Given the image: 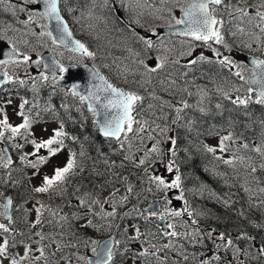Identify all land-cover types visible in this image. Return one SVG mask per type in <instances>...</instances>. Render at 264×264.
I'll return each instance as SVG.
<instances>
[{"label": "rangeland", "instance_id": "1", "mask_svg": "<svg viewBox=\"0 0 264 264\" xmlns=\"http://www.w3.org/2000/svg\"><path fill=\"white\" fill-rule=\"evenodd\" d=\"M77 1L79 0H67L66 3H62V11L71 27H73L74 35L86 44L89 51L95 53L94 57L78 55L57 44L54 45L47 36L42 39L30 37L31 46L36 50L34 52L29 50L28 54L33 61L39 60L38 65L30 61L27 65L8 64L7 66H0V70L2 68L9 71L8 73L13 76L11 83H14L12 88H8L0 95V107L3 108V111H0V120H3L4 115L7 114L8 123L12 126L23 123L24 116L35 121L30 128L34 135H25L22 129L21 133L13 136L10 130L0 125V131L4 133L3 138H0V192L4 193L5 196L13 197L12 192L17 188L18 196L21 195L24 198L22 201L12 199V223H9L4 216L0 215V223H5L11 229L8 233H3L0 230V243H3L5 238L9 241L8 251L5 255L0 256V260H3V264H10L13 258L19 260L24 255L25 246L27 245L31 251L28 258L23 260L21 264H86V261L79 259L81 256H92L90 246L85 247L86 242L91 239L114 238V235L118 234L117 239L114 238V240H120L122 246H116L115 264H201L203 260H208L209 264H228L229 261H231V264H264V256H260L258 252L259 247L264 245V233L259 239L249 240L250 246L248 242H245L248 241L246 239L235 241L240 235V233H235L230 236L234 241L233 247L221 248L219 251L216 250L213 243V240H215V243H221L216 239L219 233L213 232V238H207L205 234L212 230L205 227L204 213H201L200 210L209 207V204L214 201L223 202L210 190L203 189L201 186L196 188L184 186L186 178L184 180L180 178L179 188L162 190L149 179L150 176H162L170 183L176 175L180 176L179 166L181 167L182 162L178 153L177 129L179 124L185 120L182 112L190 110L189 113H191V110L200 109L196 107L197 103L194 102L196 96L214 93V96L218 95L227 99L223 95L224 92H227L233 100L239 96L242 99L251 97L250 101L253 99L256 101L254 94L247 92L248 80L253 76V72L247 66V56H244V53L253 54L259 53L260 50L264 51V36H260L259 42L255 38H250L245 34L249 31L246 22L234 20L231 22L232 30L237 31L236 26L239 25L245 29V33L237 31L236 36L226 33L225 39L231 46V51L210 41L211 46L218 48L221 52V56L217 57L211 48L205 46L201 41L160 34V31L165 27L178 25L176 20L180 19L181 10L193 0H163V2L162 0H124L123 6L121 0H108L107 6L104 5L103 0H92L89 4L83 2L80 8L77 6ZM227 2L231 4L238 3L241 7L245 6L244 0H227ZM248 2L252 3L253 0H248ZM256 2L258 3L259 0H256ZM34 7L36 6L26 4L25 0H4L3 3H0V12L2 13L0 17V36L19 40L21 32L26 31L29 27L39 32L41 30L39 24L43 23L49 28V22L46 19L27 26L22 24V21L27 19L28 11ZM212 7L216 8L217 13L226 20L229 19L228 11L225 10L223 5H213ZM21 8L25 10L21 11ZM68 8L73 9V11L68 12ZM169 9L170 11H168ZM136 21H139V23H136ZM139 29L152 30L154 34L161 36V40H153V47L148 49L140 39L143 36L139 35ZM45 43L47 46H45ZM246 44H250L251 47H245ZM3 46L6 45L3 41H0V48ZM20 49L23 52L26 46L21 44ZM190 49L192 50L191 56L186 54ZM47 52L51 53L65 66L71 63H90L99 71L103 69L107 78L114 81L116 85L142 98L135 106L136 117L134 120L139 123H134L133 128L143 126L144 131L124 134L120 139L123 147L120 144V149L116 150L112 156V158H115L119 155L118 160L110 159L109 163L108 160H105L111 168L108 170L99 165V168L95 171V173L101 174V178L99 177L100 180L102 179L101 184L104 180L103 184L110 185L111 189V192L100 200L103 204V208L97 212L100 215H84V212H88L87 207H81L77 200V197L83 196V192H78L76 175L70 178V182L75 186L67 194L33 192L32 189L40 185L42 176L45 173L52 174V164L41 165L40 176H33L35 169L29 166L28 161L35 160V157L28 155L26 160L21 161L20 159L25 153L34 151L33 145L26 141L47 139L53 134L54 129L61 128L58 119L53 118L50 119L53 121L46 122L47 120L44 118L46 112L41 107L40 101L43 90L36 87L37 82H47L39 79L41 73L40 57ZM182 53L185 54L181 55ZM201 53L208 57L215 66L216 61L222 59L224 55L231 56L235 62L246 65L243 70L244 80L234 75L238 71L236 67L226 66V69L222 68L225 74H222L218 68L215 69V72L210 73L213 75L214 82L206 84L208 78H203L204 86H213L214 90L198 93L195 85L188 90V77L191 82L189 84H192L191 73L195 67V65L189 64V61L196 59ZM158 58L164 60L163 67L156 72L147 73L144 65L155 67L156 63L159 62ZM141 60L144 61V64H140ZM206 70L209 73V68ZM216 71H219V75ZM33 78H36L35 87L33 86ZM20 80L25 81V83L20 84ZM172 81H175V83L173 84ZM34 88L38 89L39 95L34 93ZM62 94L65 98L62 104L67 106L68 111H70L71 106L79 115H84L83 110L87 111V109L80 98L72 96L66 88L63 89ZM209 94L206 95L209 96ZM9 100H11V104L7 103ZM24 101H27V103L21 109L20 105ZM181 101L187 102L190 107L183 108ZM29 102H32V105ZM176 107L182 108L179 118H177V112L175 111ZM37 111L39 112L38 116L35 115ZM21 112H23V115L19 114ZM145 121H147V124H145ZM164 128L167 130L161 132V129ZM42 129H47V131L44 132ZM225 135V133L219 131L212 136L205 135L206 137H202V143L216 147L215 153L217 155L221 154L223 160H230L232 156H230V153H226V149L229 148L231 140L226 141L224 151H221L219 147V138ZM149 136L152 138H149ZM188 136L190 138V135ZM169 137L176 139V145L170 144ZM21 145L22 147H19ZM154 145L164 155L158 158V154L153 152L147 158L145 165L137 167L136 164L139 158H143L145 153ZM4 146L13 157L11 165L7 168L3 167L5 160ZM56 146L53 145V147ZM257 146L264 150V136L255 143V148ZM170 147H174L176 150L174 157L168 152ZM234 148H236L237 154L234 153L233 156H235V159L237 157L239 161L244 162V165L228 164L227 174L236 173L233 178L235 183L233 182L232 185L230 182L229 186L236 189L233 191L244 198L246 205V207H243L244 209H240L235 214L239 219H243L246 214H251V211L254 214L258 213L257 215L261 218L260 223L254 224V227L263 229L264 204L261 201L264 200V193L259 192V189L263 188V180L256 175H252L251 171L250 174L244 170L247 168L263 170L264 168L260 166L264 164V156L256 152L258 159H247L241 156L240 146L236 147L233 144ZM71 153L73 152L69 148L64 147L53 162L62 166ZM38 155H47V149H41ZM125 157L130 158L125 159ZM169 159L175 161V167L172 171L174 178L172 172L165 175L162 172ZM156 165L160 167V171L155 174L152 168ZM80 168L81 166L78 170ZM145 168H148L147 172H145ZM11 176L13 177L11 178ZM23 177L26 178V181ZM23 185H27L28 189L21 190ZM68 186L69 183L62 185L64 188ZM129 187L132 188L131 192L128 191ZM7 188H10V191ZM122 189H126V200L120 197ZM229 193L231 194V192ZM181 195L183 199H178L177 197ZM1 199L4 198L0 197ZM41 203L45 205V208L42 210L41 222L36 224V208ZM156 203H160L163 208L167 209V225H173L171 232L175 231L176 236H169L161 231H153L155 225L149 222L148 215L139 214L137 211L138 207L147 208L146 205ZM113 204H115L116 215L114 217H104V212L113 210ZM195 204L197 206H194ZM2 205L3 203L0 201V212H3ZM227 205L228 203L223 202L221 206H225V209L230 211ZM190 207L193 208L190 209ZM79 209L82 210L83 214L76 217L74 215L75 210L78 211ZM173 211H181L182 214L174 216L172 215ZM53 212L56 213L55 216L52 215ZM189 212L192 214L189 215ZM125 213H128V215H125ZM61 217H66V219H61ZM87 220H91L94 225L102 227L98 231L95 227L85 226ZM109 225H111L110 228ZM133 225L139 226L142 235L137 240H128L127 237L135 234ZM125 229H127V233H125ZM197 229L200 230L199 233H197ZM37 233L43 235L44 239H41V235H37ZM201 239L203 242H198ZM180 240H184V242H178ZM235 242H240V245ZM165 245L170 246L165 247ZM40 248H44V255L37 261L34 257L40 255ZM234 248H239L241 251L236 253ZM144 250H147V255H141ZM214 255H219L220 259H214Z\"/></svg>", "mask_w": 264, "mask_h": 264}, {"label": "snow or ice", "instance_id": "2", "mask_svg": "<svg viewBox=\"0 0 264 264\" xmlns=\"http://www.w3.org/2000/svg\"><path fill=\"white\" fill-rule=\"evenodd\" d=\"M4 0H0V3H3ZM67 0H25V3L28 5H35L33 9L28 11L27 19L22 21V24L27 26L34 22H39L42 20H48V21H55V32L56 35L53 34V30L49 29L46 24L40 23V31L36 32L32 28H27L26 31L21 32L19 40H13L6 36H0V41H3L4 44L9 48L7 53H5L3 48H0V66H7L8 64H25L27 65L30 61L33 64H39V60L33 61L31 56L28 54L30 51H35L36 49L31 46L30 43V37H37L38 39H42L43 37L47 36L52 44H64L67 46L69 43L72 45V51L80 52L82 55H86L89 57H94L95 53L89 51L88 47L81 42L78 39L72 38V32L68 26L67 21L64 19V16L61 15V7L60 5L62 3H66ZM104 5L107 6L108 0H103ZM163 2V0H162ZM124 0H121V4L123 6ZM42 4L43 8L39 7V5ZM244 7L239 6V4H231L228 3L227 0H193V2L187 7L182 9L183 18L176 20L177 24H187V28L184 35L191 36L196 41H201L204 43L205 46L211 48V50L215 53L217 57L221 56V52L218 48H213L211 44L209 43L214 42L217 45H222L225 49H228L231 51V46L227 43L225 39L226 33H230L232 36H236L237 31L240 33H245V29L243 27H240L237 25V31H233L231 27V22L234 20H239L241 22H246V24L249 26V31L245 34H247L250 38H255L258 42L260 40V36H264V0H259L257 3L256 0H253L252 3H249L248 0H244ZM221 6L223 5L225 10L228 11L229 19H225L222 15L217 13L216 8L210 7V6ZM21 11H24V8L20 9ZM68 12L73 11V9L68 8ZM170 11V9L168 10ZM235 13L236 15H234ZM136 23H139V21H136ZM258 30V33H257ZM140 39L145 44L146 48L151 49L153 47V40L151 38L145 39L144 37H140ZM23 44L26 46L25 51L21 52L20 45ZM45 46L47 44L45 43ZM245 47H251L250 44H246ZM185 53H182L181 55H184ZM187 55H192V50L190 49L187 53ZM7 56V59H4V56ZM159 62L156 63L155 67H148L145 66V70L147 73H153L156 72L158 69L163 67L164 60L162 58H158ZM198 61H207L211 63L212 61L209 60L208 57H206L203 53L199 55L196 59H192L189 61V64L195 65ZM221 66H232L236 67L238 71L234 73L237 77H239L241 80H244L243 70L246 68V65L239 64L235 62L231 56L224 55L222 59H219L216 61ZM55 66L58 67V70L61 74L66 73L69 71V68L66 67L64 64L60 63V61L54 62ZM140 64H144V61L141 60ZM252 64L255 66V69L253 70V76L248 81L250 85H255L257 87L249 86L247 88V92L249 93H255L256 95V102L259 104H264V60H257L253 59ZM44 67H49L48 65H44ZM186 75V73H185ZM3 78L4 80L11 81L13 80V76L9 75L8 71L5 70L3 72ZM57 76L55 71L53 72V81L55 82L57 80ZM35 79L34 81V87H35ZM39 79L46 81L48 79V76L41 72L39 74ZM59 79H64V76H59ZM100 79L103 81V91L109 92L115 99L108 100L107 104L104 105L105 108L108 107H114L121 109L120 115L117 117H114L112 120H108L104 123V125L101 128V131L103 132V135L106 137H115L116 139H120L121 133H124L127 135V133H139L144 131V127L140 126L138 128H133L134 123H139L138 121L134 120V117L131 115V113L134 110L135 103L137 101H140L142 98L136 95L135 93L131 92H124L120 88L112 85L111 83H108L107 80L104 77H100ZM3 80H0V83H2ZM20 84H24L25 81L20 80ZM174 84L175 81H172ZM79 88V84L73 83L71 85V88L69 91L73 95H79V93L76 91ZM219 91V89H218ZM190 94V93H189ZM206 95V93H205ZM223 95L231 99V97L228 95L227 92H224ZM80 99L83 101L85 99H95L97 101L101 100L100 95L97 93H89L88 97L80 96ZM251 97L247 98H240L239 96L236 97L235 100L232 101V103L237 105H247L250 101ZM8 104H11V100L7 101ZM27 101H24L21 103L20 108L23 109L24 104H26ZM181 104L183 105V108L190 107L187 102L181 101ZM216 107L219 109L221 107L220 104H217ZM89 109L93 110L92 105H89ZM201 111H204L203 108L200 109ZM0 111H3V108L0 107ZM175 111L177 112V118H179V113L182 111L181 107H176ZM20 115H23V112L19 113ZM93 114L95 115V111L93 110ZM35 123L34 120L30 119L27 116H24L23 123L12 126L8 123V116L7 114L4 115V119L0 120V125H2L5 129H8L12 132L13 136L21 133V130H24L25 135H34L30 131L31 125ZM145 124H147V121H145ZM167 129H161V132H165ZM42 131L46 132L47 129H42ZM232 133H229L227 136H222L219 138V147L221 151H224L226 149L225 142L232 139ZM4 133L3 131H0V138H3ZM66 136V133L63 131L62 126L59 129H54L53 134L48 137L47 139H40L37 141L36 139H32L30 141H26L28 143H31L33 145L34 151L31 153H25L20 157L21 161H24L27 159L28 155H32L35 157V160H29L28 164L31 168L35 169L33 172V176H40V166L41 165H48L52 164V174L49 175L45 173L42 176V182L39 186H36L32 189L33 192L36 193H50V192H56L59 195H63L64 192H66V189L62 187V185L69 182L70 178L72 176L76 175V168H77V161H76V154L71 153L69 157L66 160V163H64L62 166H60L57 163H54V158L58 156V154L63 150L64 148V137ZM149 138H152L149 136ZM75 139V137H73ZM169 141L171 145H176L177 141L175 138L169 137ZM159 144V141L157 142ZM53 145H57L56 147H53ZM19 147H22L19 146ZM121 147H123V144H121ZM244 148H247L248 145L244 144ZM41 149H47V155H38ZM205 149L208 152L215 153L216 147L205 145ZM257 153H260L261 156H264V150L260 146H257L254 149ZM157 153L158 158L162 157L164 153H162L156 145H154L148 152L145 153L143 158H139L138 163L136 164L137 167L145 165L147 162V158L151 153ZM168 152L171 153V156L176 155V150L174 147H170L168 149ZM81 156L84 155L83 152L80 153ZM130 157H125V159H129ZM224 163L226 164H232L233 160H225ZM11 164V158H6L4 160L3 167L7 168ZM150 166V165H149ZM175 167V161L172 159H169L166 164L165 168L168 172H172L173 168ZM261 168H264V164H261ZM84 169L81 168L80 171L82 172ZM145 172L148 171V168L144 169ZM178 171V169H177ZM256 169L252 168V172H255ZM150 181L156 183L157 187L162 190H167L171 188H179L180 187V176L176 175L175 179H173L170 183L167 182L162 176H150ZM246 191L248 189H245ZM128 191L131 192L132 188L129 187ZM260 193H264V188L259 189ZM0 197H3L6 201L2 207L3 212H0V215L4 216L5 219L9 221V223H12V216L9 213V208L11 207L13 200L10 196H5L4 193L0 192ZM178 199H183V196L177 197ZM122 199L126 200L127 197H123ZM77 200L79 202V205L81 207H87L89 210H91L92 205L100 204L101 208H103V204L98 199H94L89 203L88 200L84 199L83 197H77ZM107 203V201H105ZM227 203V202H225ZM262 204H264V200L261 201ZM45 208V205L43 203L40 204L39 207L36 208V224H39L41 222L42 217V210ZM167 211V210H166ZM88 213H85L84 215H87ZM94 215H100V213H93ZM182 213L181 211H173L172 215L174 216H180ZM192 213L189 212V215ZM53 216L56 215L55 212L52 213ZM116 215V208L115 204H113V210L111 212H104V217H114ZM125 215H128V213H125ZM152 216H156L157 213H150ZM243 215V213H241ZM61 219H66V217H61ZM147 219V217H145ZM195 223V221H193ZM85 226H91L95 227L98 231L102 226L94 225L91 220L86 221ZM109 228L111 225L108 226ZM134 228V236L127 237L128 240H137L141 237L142 233L140 232L139 226L133 225ZM169 228H173L172 224L168 225ZM0 230H2L3 233H8L11 231L10 227L6 225L5 223H0ZM197 233L200 232L199 229L196 230ZM208 231L205 235L207 238L212 239L213 238V232ZM125 233H127V229H125ZM37 235H41L40 233H37ZM169 236H176L177 233L175 231L167 233ZM41 239H44L43 235H41ZM217 240L221 241V243H215V240H213V243L215 244V248L217 251H219L221 248L228 249L230 247H233V240L230 236L227 235L225 232L219 233V235L216 237ZM237 239H248L252 240L253 237L248 236L246 233L241 232L240 235L237 237ZM198 242H203L202 239ZM92 253V256L90 257H79L80 260L86 261V264H115V257L117 255L116 246H122V242L120 240H112L111 237L103 240L98 239H91L90 241L85 243V247H89ZM170 245H165V247H169ZM9 247V241L7 238L3 240V243H0V256H3L7 253ZM155 247V246H153ZM30 247L25 246L24 255L21 256L18 259L13 258L10 261V264H21L23 260L28 258L30 254ZM127 251V249H125ZM241 249L234 248V252L239 253ZM40 255L34 257L35 260L39 261L43 255H44V248L39 249ZM258 252L260 256H264V245L259 247ZM147 250H144V252L141 253V255H147ZM214 259L219 260V255H214ZM0 264H3V260H0ZM201 264H209L208 260L201 261ZM228 264H231V261L228 262Z\"/></svg>", "mask_w": 264, "mask_h": 264}, {"label": "trees", "instance_id": "3", "mask_svg": "<svg viewBox=\"0 0 264 264\" xmlns=\"http://www.w3.org/2000/svg\"><path fill=\"white\" fill-rule=\"evenodd\" d=\"M83 2L85 0L77 1L78 8L81 7ZM120 31L124 32L121 29ZM100 70L104 73L102 69ZM37 83L36 87L43 90L40 101L41 107L46 112V116L44 117L47 120L46 122L53 121L50 120L53 118L58 119L63 131L66 133L63 141L64 147L69 148L76 154L78 165L76 168V186H78V192H83L82 197L88 200L89 203L94 199L100 201L111 192V189L110 185L103 184L104 180L101 184L102 179H99V177L101 178V174H97L95 171L99 168V165L108 170L111 168L105 160H108V163L110 159L118 160L119 155L115 156V158H112V156L116 150L120 149L121 140L102 137L99 134L95 118L91 113L89 114L83 110L84 115H79L71 106V112L68 111L67 106L62 104L65 101L62 92L56 89L53 83L43 81ZM37 88H34V93L39 95L40 92ZM253 94L256 98L255 93ZM232 101L233 99L227 98L218 102L217 104L221 105L219 109L216 107L217 104L214 107L208 108L209 110L205 106L207 111L198 113L195 119L185 118L179 124L177 132L180 158H178L182 162L181 167L179 166V173L182 180L186 178L185 184H183L184 186L191 188L201 186L203 189L207 188L206 190H210L224 203H228L227 206L230 208V211H227L225 206H221L223 202L215 201L210 203L209 207L200 210L201 213H204L203 220L205 221V227L207 229H214V232L217 233L225 232L228 236L244 232L248 236L253 237V239H259L264 233V228L258 229L254 227V224L260 223L259 220L261 218L257 215L258 213L254 214L251 211V214H246L243 219H239L235 214L243 207H246L244 198L237 195L233 191L236 189L229 186L230 182L233 185V178L236 173L233 172L228 175V164L224 163L225 160L222 159L221 154L217 155L216 153L206 151L205 145L202 143V137L212 136L218 131L226 132L228 135L232 133V139H230L231 144L226 149V153H230V156H232L230 160H233V164L237 166L244 165V162L239 161L237 157L235 159V156H233L236 153V148L233 149V144L236 147L240 146L241 156L244 158L258 159L254 149L255 143L264 136V104L257 103L255 99L251 100L246 106L234 104ZM29 104L32 105V102H29ZM35 113L38 116L39 112L37 111ZM188 135H190V138ZM244 144H247L248 147L244 148ZM81 152L84 153L83 156L80 155ZM93 164H95L94 167ZM79 166L84 169L82 172L80 171L81 168L78 170ZM92 167L93 170L91 169ZM244 171L251 174L252 168H247ZM252 175H256L263 180L262 186L264 188V169L260 170L258 168L255 173L252 172ZM23 179L26 181V178L23 177ZM68 183L69 186L65 188L66 192H64L66 194L75 186L70 180ZM7 189L10 191V188ZM27 189V185L21 187L23 191ZM106 190H108L107 193ZM17 191V188L14 189L12 192L14 198L12 196L10 197L16 201H22L24 198L20 194L18 196ZM232 197H234L233 200ZM194 206L197 205L195 204ZM192 208L190 207V209ZM86 210L91 215L93 214L91 212H99L101 207L100 204H96L92 205L91 210L88 208ZM235 241H239V239ZM245 242L249 244V240ZM235 243L240 245V242Z\"/></svg>", "mask_w": 264, "mask_h": 264}, {"label": "water", "instance_id": "4", "mask_svg": "<svg viewBox=\"0 0 264 264\" xmlns=\"http://www.w3.org/2000/svg\"><path fill=\"white\" fill-rule=\"evenodd\" d=\"M190 4H188L187 7ZM39 7L42 10L43 5L40 4ZM60 7H61V5H60ZM61 15H63L62 11H61ZM182 18H183V13L181 12L180 19H182ZM64 19L67 21L68 26L72 32V29L69 25V22L65 16H64ZM48 22H49V29L53 30V34L56 35V32L54 30L55 29V21H48ZM186 28H187V24L185 23V24H181L179 26L167 27V28L162 30V33L173 35V36L191 37V36L183 34L185 32ZM140 33L144 36H151L153 39L156 38V36L152 35L150 33V31H148V30H141ZM72 38L78 39L73 34V32H72ZM58 45L61 46L62 48H65V49L72 51V45L70 43L67 46H65L64 44H60V43H58ZM3 49H4L5 53H7V51L9 50V48L7 46L3 47ZM73 52H76V51H73ZM76 53L81 54L80 52H76ZM3 58L7 59V56L5 55ZM253 59L260 60L258 58H251V59L247 58L246 59L248 65L251 67L252 70L255 69V66L252 64ZM40 61H41V71L43 73H45L46 75H49L52 79H53V72L55 71L56 76L58 77L57 80L54 82L56 87L66 86L70 89L71 85L73 83H76V84H79V88L76 90L79 93V95H74L75 97H78V98H80V96L88 97L89 93H97L98 95H100L101 100H99V101H97L95 99H85L83 101L85 102V104L87 106V110L89 112L93 113V110L95 111L94 117H95L97 127L99 129V134L104 138H110V139L118 140L115 137L104 136L103 132L101 131V128L106 121L112 120L114 117L119 116L120 112H121V109H119V108H114V107L105 108L104 107V105L107 104L108 100L115 99V97H113L109 92L103 91V81L100 79V77H104L106 80H107V78L105 76H103L101 73H99L90 64H82V65L69 64L66 66L69 68V71L61 74L58 70V67H56L54 64V62L57 61L56 58L49 52L44 53L41 56ZM44 65H48L49 67H44ZM61 75L64 76V79H62V80L59 79V76H61ZM250 79H249V81H250ZM0 80H3V82L0 83V88L2 86L7 85L8 80H4L3 73L1 71H0ZM107 82L110 83L108 80H107ZM249 86H252L254 88L257 87L255 85H250V84H249ZM90 104L92 105L93 110L89 109ZM131 115L133 116V112L131 113ZM122 135H123V133H121L120 139H121ZM3 151H4L5 159L10 157L11 163H12V156L5 146H4ZM9 165H11V164H9ZM156 170H157V167H154L153 171H156ZM126 193H127L126 189H122L120 191V197L121 198L125 197ZM0 201L3 204L6 202L4 199H1ZM12 209H13V207L11 205V207L9 208V213L11 216H12ZM144 211L160 213V206H159V204L156 203V204L148 206L147 208L144 209ZM160 214L162 216V219L160 221H158V223L165 226V215L163 212H161ZM112 240H114V239L112 238Z\"/></svg>", "mask_w": 264, "mask_h": 264}, {"label": "flooded vegetation", "instance_id": "5", "mask_svg": "<svg viewBox=\"0 0 264 264\" xmlns=\"http://www.w3.org/2000/svg\"><path fill=\"white\" fill-rule=\"evenodd\" d=\"M90 1H92V0H86L85 1V3L86 4H89V2ZM0 11H1V8H0ZM2 16V13L0 12V17ZM174 26V25H173ZM140 29L138 30V33L140 34ZM149 31H151L152 32V30H149ZM137 33V34H138ZM153 33V32H152ZM154 34V33H153ZM160 34L162 35V32L160 31ZM155 36H156V38L155 39H153L151 36H149V38H151L152 40H154V41H160L161 40V36H158V35H156V34H154ZM3 47H6V46H3ZM2 47V48H3ZM244 56H249V57H258V58H261V59H263L264 60V51L263 50H260L259 51V53H253V54H251V53H244ZM209 68V73H208V70H206V69H208ZM216 68H218L219 70H220V72L222 73V74H225V72L222 70V68H224V69H226L227 67L226 66H221L219 63H217L216 64V66H215V64L213 63V62H211V63H209V62H207V61H203V62H198V63H196L195 64V67H194V70H193V72L191 73V78H192V84H189V83H191L190 82V78L188 77V80L189 81H187V84H188V90L190 89V88H192V87H194V85L196 86V88L198 89L197 91H198V93H205L206 91L207 92H210V91H212V90H214L213 89V86H209V87H206V86H204V80H203V78L204 77H206V79L208 78V82H206V84H210V83H212V82H214V80H213V75H211L210 73H213V72H215V69ZM1 70H2V72L3 71H5V69H2L1 68ZM222 70V71H221ZM9 72V71H8ZM217 72V74L219 75V71H216ZM38 73V72H37ZM10 75V74H9ZM190 75V74H189ZM211 77H212V79H211ZM51 78L48 76V79L46 80L47 82H51V83H53V85H54V81L52 80H50ZM111 83L112 84H114V85H116V83L114 82V81H111ZM14 83H11V81H9L8 82V85L7 86H2L1 88H0V95L3 93V92H5V90H7L8 88H12L14 85H13ZM116 86H118V85H116ZM203 86V87H202ZM54 87L56 88V89H58L59 91H63V87H56L55 85H54ZM206 94H209V93H206ZM204 96H205V94L204 95H202V96H196V98H195V103H197V105H196V107H199L200 109L201 108H203L204 109V111H207L206 110V108H205V106L207 107V109L208 108H211V107H214V105H216L218 102H221L222 100H224V98H222L221 96H218V95H215L214 96V93L213 94H209V96H207L206 95V97L204 98ZM84 102V101H83ZM213 103V104H212ZM214 103H216V104H214ZM137 104H138V102H137ZM86 106V105H85ZM136 106V105H135ZM135 106H134V115H135ZM167 109H168V107H167ZM200 109H195V110H191L192 112L191 113H189V111H186V112H182V114H183V116H184V118H189V119H195L196 117H197V114L198 113H200L201 112V110ZM209 110V109H208ZM204 111H202V112H204ZM136 117V116H135ZM135 117H134V119H135ZM154 167H157V170L156 171H153V173H158L159 171H160V167L158 166V165H156V166H154ZM153 167V168H154ZM173 170H174V168H173ZM162 172H163V175H165V174H168V171L166 170V168H164L163 170H162ZM172 177L174 178V175H173V172H172ZM157 202V201H156ZM149 205H146L145 207H148ZM162 207V206H161ZM143 209L144 208H141V207H138L137 208V211H138V213L140 214V213H142V214H147L148 215V220H149V222H151L152 224H154L155 226H154V229H153V231H158V232H163L164 234H167V233H170L171 232V228H169L168 227V225H167V223H168V211H166L167 209L164 207H162L160 210L162 211V212H164V215H165V220H166V225L165 226H160L157 222L158 221H160V214H157L156 216H152V215H150V213H145L144 211H143ZM83 214V212H82V210L81 209H79L78 211H76L75 210V213H74V215L77 217V216H81ZM84 214H85V212H84ZM117 236H118V234H115L114 235V238L115 239H117ZM178 242H181V243H183L184 242V240H180V241H178ZM135 249H136V247H135ZM137 249H139V248H137Z\"/></svg>", "mask_w": 264, "mask_h": 264}, {"label": "bare ground", "instance_id": "6", "mask_svg": "<svg viewBox=\"0 0 264 264\" xmlns=\"http://www.w3.org/2000/svg\"><path fill=\"white\" fill-rule=\"evenodd\" d=\"M213 104V103H212Z\"/></svg>", "mask_w": 264, "mask_h": 264}]
</instances>
